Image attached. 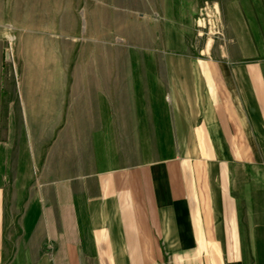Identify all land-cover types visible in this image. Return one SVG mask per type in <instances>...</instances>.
<instances>
[{
    "label": "crops",
    "instance_id": "obj_1",
    "mask_svg": "<svg viewBox=\"0 0 264 264\" xmlns=\"http://www.w3.org/2000/svg\"><path fill=\"white\" fill-rule=\"evenodd\" d=\"M197 1L151 2L146 57L72 72L70 113L62 62L42 75L17 129L41 144L22 137L10 216L0 40V264H264V0H223L225 56L211 58L193 52Z\"/></svg>",
    "mask_w": 264,
    "mask_h": 264
},
{
    "label": "rangeland",
    "instance_id": "obj_2",
    "mask_svg": "<svg viewBox=\"0 0 264 264\" xmlns=\"http://www.w3.org/2000/svg\"><path fill=\"white\" fill-rule=\"evenodd\" d=\"M142 1L143 7H148L147 19L141 18L136 0H0V40L4 45L2 89L14 98L16 110L15 131L11 133L10 151L13 152L9 156L5 186L8 216L12 215L17 206L14 204L21 199L16 195L17 182L28 177L24 168L17 165L22 137L26 138V145L41 144L42 133L17 130L25 124L24 100H37L42 95V75L54 76L55 65L61 61L64 80L62 106L64 113H70L71 75L95 76L98 71H106V68L91 67L102 65L99 61L103 60L121 66V62L142 58L145 53L140 47L148 41L143 27L157 17L156 13L152 14L151 2L158 0ZM222 3L223 0H198L195 4L193 52L198 57L211 58L214 52L220 57L225 56ZM215 4L217 10L214 9ZM90 61L95 62L89 64ZM42 62L46 63L45 66ZM108 70L122 69L110 67ZM193 263L194 260L188 258L179 261L168 259L165 264Z\"/></svg>",
    "mask_w": 264,
    "mask_h": 264
},
{
    "label": "bare ground",
    "instance_id": "obj_3",
    "mask_svg": "<svg viewBox=\"0 0 264 264\" xmlns=\"http://www.w3.org/2000/svg\"><path fill=\"white\" fill-rule=\"evenodd\" d=\"M214 9L217 10L216 4L214 5Z\"/></svg>",
    "mask_w": 264,
    "mask_h": 264
},
{
    "label": "water",
    "instance_id": "obj_4",
    "mask_svg": "<svg viewBox=\"0 0 264 264\" xmlns=\"http://www.w3.org/2000/svg\"><path fill=\"white\" fill-rule=\"evenodd\" d=\"M8 57V54L7 53H5V58H7Z\"/></svg>",
    "mask_w": 264,
    "mask_h": 264
}]
</instances>
